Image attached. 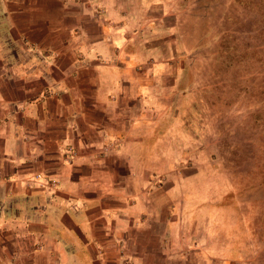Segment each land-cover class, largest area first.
<instances>
[{"label":"crops","instance_id":"crops-1","mask_svg":"<svg viewBox=\"0 0 264 264\" xmlns=\"http://www.w3.org/2000/svg\"><path fill=\"white\" fill-rule=\"evenodd\" d=\"M168 4L90 0L51 9L76 21L43 22L45 37L36 24L12 27L58 52L50 72L25 71L15 55L13 68L0 70V264H193V232L146 217L149 188L133 177L149 171L134 162L148 137L139 131L150 128L140 114L166 110L156 81L165 78L159 45L177 15ZM71 28L80 59L63 54L68 37L51 33ZM145 62L156 64L151 73L134 72ZM116 142L124 146L109 151ZM166 234L176 244L163 246Z\"/></svg>","mask_w":264,"mask_h":264},{"label":"rangeland","instance_id":"rangeland-1","mask_svg":"<svg viewBox=\"0 0 264 264\" xmlns=\"http://www.w3.org/2000/svg\"><path fill=\"white\" fill-rule=\"evenodd\" d=\"M68 1L0 0V70L18 59L25 71H51L57 48L41 49L12 27L36 24L45 37L43 22L76 21V14L51 9L90 2ZM167 1L177 15L159 45L165 78L156 81L165 86L166 110L141 112L150 128L139 131L148 137L134 159L149 169L133 175L149 188L146 217H158L166 230L192 231L193 264H264V0ZM51 33L68 37L63 54L80 59L76 28ZM155 65L138 63L134 72L151 73ZM167 236L163 246L176 244Z\"/></svg>","mask_w":264,"mask_h":264},{"label":"built area","instance_id":"built-area-1","mask_svg":"<svg viewBox=\"0 0 264 264\" xmlns=\"http://www.w3.org/2000/svg\"><path fill=\"white\" fill-rule=\"evenodd\" d=\"M35 178L39 179L42 181V182H45V184L48 182V180L45 178V177H40L39 175L35 176Z\"/></svg>","mask_w":264,"mask_h":264},{"label":"trees","instance_id":"trees-1","mask_svg":"<svg viewBox=\"0 0 264 264\" xmlns=\"http://www.w3.org/2000/svg\"><path fill=\"white\" fill-rule=\"evenodd\" d=\"M264 180V178L262 179V181Z\"/></svg>","mask_w":264,"mask_h":264}]
</instances>
